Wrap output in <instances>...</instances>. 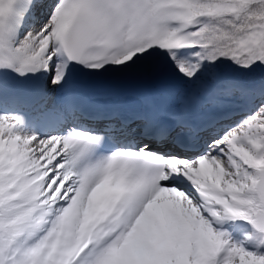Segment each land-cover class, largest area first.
I'll return each mask as SVG.
<instances>
[{
    "label": "snow or ice",
    "instance_id": "6c2138e0",
    "mask_svg": "<svg viewBox=\"0 0 264 264\" xmlns=\"http://www.w3.org/2000/svg\"><path fill=\"white\" fill-rule=\"evenodd\" d=\"M229 216L257 250L213 228ZM261 246L264 0H0V264H264Z\"/></svg>",
    "mask_w": 264,
    "mask_h": 264
},
{
    "label": "rangeland",
    "instance_id": "374dc122",
    "mask_svg": "<svg viewBox=\"0 0 264 264\" xmlns=\"http://www.w3.org/2000/svg\"><path fill=\"white\" fill-rule=\"evenodd\" d=\"M232 107H235V106H232ZM231 107V108H232ZM230 108V109H231ZM242 114V113H241ZM240 114V115H241ZM239 115V116H240ZM223 220H226V217L224 218V219H222L220 222L222 223V221ZM219 222V223H220ZM225 222V221H224ZM213 228L216 230V231H218L219 232V230H218V228L215 226V224H213ZM243 236V240H244V242L246 243V245H243V244H238V242H236V241H234V240H230L228 237H226V236H224L223 235V238L224 239H227L228 241H229V244H235V245H237V246H241V247H244L246 250H248V251H254V250H257V248H256V242H257V239L259 238V235H253V234H251V233H247V234H243L242 235ZM238 237H240V236H238ZM250 240H253V243L252 244H254V248L251 246V244L250 243H248ZM258 251L260 252V253H264V246H261L259 249H258Z\"/></svg>",
    "mask_w": 264,
    "mask_h": 264
},
{
    "label": "bare ground",
    "instance_id": "6f19581e",
    "mask_svg": "<svg viewBox=\"0 0 264 264\" xmlns=\"http://www.w3.org/2000/svg\"><path fill=\"white\" fill-rule=\"evenodd\" d=\"M231 111H234V110H231Z\"/></svg>",
    "mask_w": 264,
    "mask_h": 264
}]
</instances>
